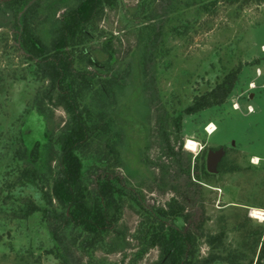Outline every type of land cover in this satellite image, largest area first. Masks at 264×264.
Returning a JSON list of instances; mask_svg holds the SVG:
<instances>
[{"label": "rangeland", "instance_id": "374dc122", "mask_svg": "<svg viewBox=\"0 0 264 264\" xmlns=\"http://www.w3.org/2000/svg\"><path fill=\"white\" fill-rule=\"evenodd\" d=\"M6 1L0 264H169L159 222L165 233H193L199 264L210 255L255 264L264 227L253 213L264 211V0H116L89 25L74 56L92 128L79 153L82 183L92 188L108 175L122 190L116 221L97 242L42 197L59 168L54 138L67 115L22 49ZM80 1L25 0L35 37L48 45ZM205 96L209 105L184 112ZM220 149L225 156L210 173L206 152ZM214 236L220 241L209 244Z\"/></svg>", "mask_w": 264, "mask_h": 264}, {"label": "trees", "instance_id": "16d2710c", "mask_svg": "<svg viewBox=\"0 0 264 264\" xmlns=\"http://www.w3.org/2000/svg\"><path fill=\"white\" fill-rule=\"evenodd\" d=\"M115 1L81 0L74 9L64 13L48 45L43 44L33 34L28 21L29 13L24 8L25 0L6 1V7L11 12L16 28L19 29L18 38L22 49L29 55L28 59L32 61L35 73L49 81V95L56 93L54 102L67 115L66 122L54 138V144L59 151V168L50 191H43L42 197L48 204H52L54 199L64 220L91 233L92 242L100 241L102 235L109 231L116 221V212L119 209L116 195H122V190L108 175H98L92 188L82 183L83 168L79 153L91 138L92 128L88 120L89 110L82 105L78 92L79 78L81 77L82 81L85 76L75 71L74 56L79 45L86 42L90 36L87 31L89 25L106 6L110 7ZM228 91L224 88V91L220 92L224 97ZM220 92L214 89L213 96L217 98L221 95ZM209 104L210 100L205 96L200 100L196 99L184 112H197ZM33 175L27 169L22 173L23 178H31V181ZM158 231L165 254L164 263L199 264V261L191 256L196 247V237L192 232H184L171 226L165 233L164 223L161 222L158 223ZM257 236L256 248L259 246V249L255 264H259L260 259L264 258V227L259 230ZM214 241L219 242V236L209 237L207 240L209 244H214ZM234 260L210 255L201 264H236Z\"/></svg>", "mask_w": 264, "mask_h": 264}, {"label": "water", "instance_id": "95a60500", "mask_svg": "<svg viewBox=\"0 0 264 264\" xmlns=\"http://www.w3.org/2000/svg\"><path fill=\"white\" fill-rule=\"evenodd\" d=\"M233 145V142H232ZM223 155V150L220 149L217 152H209L207 157V170L209 172H215L216 171V163L219 160V158Z\"/></svg>", "mask_w": 264, "mask_h": 264}, {"label": "bare ground", "instance_id": "6f19581e", "mask_svg": "<svg viewBox=\"0 0 264 264\" xmlns=\"http://www.w3.org/2000/svg\"><path fill=\"white\" fill-rule=\"evenodd\" d=\"M253 161L256 162V158H253ZM253 213L255 217H261L264 219V211L253 208Z\"/></svg>", "mask_w": 264, "mask_h": 264}, {"label": "flooded vegetation", "instance_id": "af4514ba", "mask_svg": "<svg viewBox=\"0 0 264 264\" xmlns=\"http://www.w3.org/2000/svg\"><path fill=\"white\" fill-rule=\"evenodd\" d=\"M231 144V143H230ZM234 145V144H233ZM232 144H231V146H233ZM208 153L209 152H206V156H205V167H206V170H207V157H208ZM224 156H225V150L223 149V155L219 158V160L217 161V163H216V165L218 164V163H220L221 162V160L224 158ZM208 171V170H207ZM209 172V171H208ZM210 173H213V172H210Z\"/></svg>", "mask_w": 264, "mask_h": 264}]
</instances>
